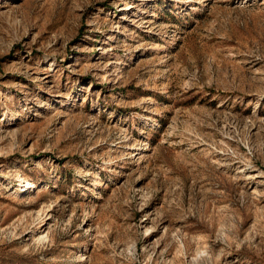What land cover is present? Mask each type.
Listing matches in <instances>:
<instances>
[{"label": "rangeland", "instance_id": "rangeland-1", "mask_svg": "<svg viewBox=\"0 0 264 264\" xmlns=\"http://www.w3.org/2000/svg\"><path fill=\"white\" fill-rule=\"evenodd\" d=\"M0 264H264V0H0Z\"/></svg>", "mask_w": 264, "mask_h": 264}]
</instances>
